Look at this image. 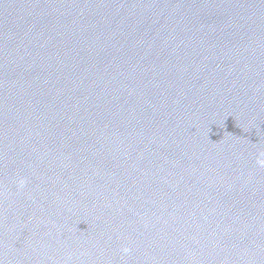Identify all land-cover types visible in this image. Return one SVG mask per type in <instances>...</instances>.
<instances>
[{"label": "water", "instance_id": "95a60500", "mask_svg": "<svg viewBox=\"0 0 264 264\" xmlns=\"http://www.w3.org/2000/svg\"><path fill=\"white\" fill-rule=\"evenodd\" d=\"M0 264H264V0H0Z\"/></svg>", "mask_w": 264, "mask_h": 264}]
</instances>
